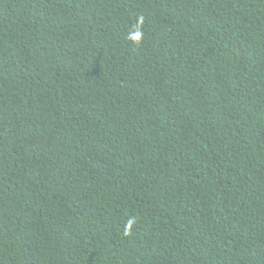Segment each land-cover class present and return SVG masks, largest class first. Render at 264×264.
Returning <instances> with one entry per match:
<instances>
[{
	"label": "trees",
	"instance_id": "1",
	"mask_svg": "<svg viewBox=\"0 0 264 264\" xmlns=\"http://www.w3.org/2000/svg\"><path fill=\"white\" fill-rule=\"evenodd\" d=\"M0 264H264V0H0Z\"/></svg>",
	"mask_w": 264,
	"mask_h": 264
},
{
	"label": "clouds",
	"instance_id": "2",
	"mask_svg": "<svg viewBox=\"0 0 264 264\" xmlns=\"http://www.w3.org/2000/svg\"><path fill=\"white\" fill-rule=\"evenodd\" d=\"M143 37V33L140 31V26L137 24L135 32L130 36V39L135 43L139 44ZM128 227H131V221H129Z\"/></svg>",
	"mask_w": 264,
	"mask_h": 264
}]
</instances>
